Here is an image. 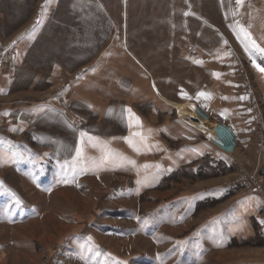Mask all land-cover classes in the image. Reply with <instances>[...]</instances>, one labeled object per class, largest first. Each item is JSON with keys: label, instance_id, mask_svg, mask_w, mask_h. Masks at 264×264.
<instances>
[{"label": "crops", "instance_id": "obj_1", "mask_svg": "<svg viewBox=\"0 0 264 264\" xmlns=\"http://www.w3.org/2000/svg\"><path fill=\"white\" fill-rule=\"evenodd\" d=\"M177 1L182 4L176 5L177 13L172 22L177 24L175 27L184 28L183 34L177 35L181 37L180 41L174 48L169 47V54L161 57L159 63L169 65L173 60L178 63L181 60L189 64V68L202 71L203 83L224 87L225 90L221 91L210 86L208 90H199L193 95L195 104L210 111L214 123L208 125L195 118L201 124L194 127L185 122L183 116L184 120L179 116L154 123L153 116L171 114V103L162 97L158 86L181 87L190 79L182 77L179 69H175L178 77H157L156 63L150 66V60L136 54L129 46L122 45V39L116 34L120 22H116L114 0H0V42L5 39L7 43L4 45L16 43L13 46L17 50L15 72L23 73L22 80L26 82L22 89L40 90L37 88L39 80L50 83L52 88L49 101L33 100L17 112L16 121L19 125L28 120V124L35 123L43 128L45 125L54 126L56 129L54 135L34 133V145L30 144L31 140L26 143L10 134H0V168L10 169L28 186L31 184L23 177L31 173L22 171L31 165L46 163L57 167V179L65 176L66 182L70 183L65 186L70 188H75L78 181L85 179H104L113 173L118 177L127 175L130 186L125 185L120 191L132 190L134 196H138L144 186H150L152 192L156 190L154 188L162 180L163 172L167 178L170 177L179 164L188 162V157L194 156L199 160L205 154L215 156L216 151L209 147L211 145L205 141V134L199 127L216 132L220 130L222 136L230 141L233 135L236 138L233 142L235 153L226 152L230 158L236 156L239 161L245 162L248 157L238 156L237 153L242 148L249 149L254 130L248 109L250 105L247 104L251 97L248 98L238 82V69L235 67L238 56L235 52L239 53L243 64L251 68L263 92L264 72L254 65L264 68V53L253 49L251 44L254 40L260 48H264L263 0H243L242 4H238L237 0ZM184 2L188 9L183 6ZM182 9L186 10L182 12ZM35 15L40 23L30 25ZM245 32L250 39L244 35ZM11 34L14 36L9 39ZM188 45L199 53L197 59L184 52ZM5 81L8 79L0 76V84ZM200 93L205 96H200ZM2 94H8V91L3 89ZM13 113L9 110L5 113L7 119L11 118L9 125L13 121ZM81 133L86 134L83 142ZM88 137L93 139L89 141ZM129 140L132 141L131 145ZM208 140L217 146L211 138ZM172 143H175V150L179 153H173ZM36 147H40V150ZM81 148L83 153L78 157L77 151ZM109 152L114 155L105 159ZM218 155L221 156L220 153ZM101 160L105 162L101 163ZM78 163L84 167L83 175L75 173L74 180L73 175L68 181L67 172ZM0 184H4L14 197L22 199L1 173ZM207 186L208 183H201L197 186L199 190L189 196L170 201H193L195 205L180 223L170 227L172 232L178 234L180 230L185 231L190 225H195L190 234L206 231L205 241L211 232L214 233L213 242L207 241L208 248L203 253L202 261L197 264H208L209 260H216L220 264H264V250L233 247V243L250 240L257 234L264 236V200L256 194H241L237 187L230 184ZM5 198L7 204H14L13 199ZM221 200L225 203L211 211L210 215L193 219L198 205L218 204ZM23 203V206H16L17 209L31 208L28 203ZM36 216L38 214L29 215L16 222L4 219L0 221V227H17ZM190 234H187L188 237L185 235L181 236L183 238L160 241L159 253L167 251L162 247L168 242H188L192 237ZM80 236L82 234L73 238L80 241ZM113 236L127 239L125 236ZM90 243L98 249L96 255L92 256L104 264L112 259L119 260L118 264H128L114 249L106 248L99 242L96 244L92 239ZM154 243H157L156 240ZM73 248H64L59 253L60 257H70L78 260V264H88L74 257ZM144 254L137 256L136 259L141 260L139 264L146 261ZM3 256L4 253H0V264H4Z\"/></svg>", "mask_w": 264, "mask_h": 264}, {"label": "rangeland", "instance_id": "obj_2", "mask_svg": "<svg viewBox=\"0 0 264 264\" xmlns=\"http://www.w3.org/2000/svg\"><path fill=\"white\" fill-rule=\"evenodd\" d=\"M177 2V0H114L116 22H120L116 34L120 40L122 39L123 46H129V48L136 51V54L150 60V66L156 63L157 77L161 75H164V77H169V75L173 78L178 77L176 71L179 69L182 77L190 79L189 83L185 82L181 87L158 86L162 97L171 103H167L171 114L167 116L168 114L159 113L158 116H153L155 118L154 123H162L168 119L179 118V116L182 118L183 116L185 120L182 119L194 127L199 126L200 121L208 125L214 123L211 121L213 118L210 111L193 102V95L196 91L208 90L211 86L206 82H202V71L198 72L193 68H189V64H184L181 60H179V63L173 60L172 63L169 62V65H160L159 63L161 57L169 54V47L174 48L180 41L181 37L177 35L183 34L182 30L184 28L179 29L175 27L177 24L172 22L174 14L177 13L178 7L176 5L182 4L180 1ZM183 6L187 7L185 2ZM182 10V12L185 11ZM187 11L191 12V10ZM36 15L31 19L30 25L36 24V21H38ZM12 36L14 34H11L8 38H13ZM1 42L0 76L4 80L8 79V81L0 84V134H10L28 143L31 140L30 144L34 145L32 142L34 133L47 132L54 135L56 129L54 126L45 125L43 128L38 127L35 123L28 124V120L19 125L16 121V115L19 110L34 102L33 100L35 102L49 101L52 98V88L49 86L50 83L39 80L37 83L39 87L37 88H40V90L28 89L24 91L22 87L26 82L22 80L23 73L15 72L14 61L17 50L13 46L16 43L4 45V43H7L5 39H1ZM187 47L192 46L188 45ZM184 52L187 56L190 55L187 51L184 50ZM235 55L238 56L235 58V67L238 69V82L242 84L248 98L252 97L247 104L258 102L259 99L260 109L264 113V106L262 105L264 91L261 90L262 86L257 82L251 68L243 64V59L239 53L235 52ZM198 78H200V81H197ZM148 79H150L149 76ZM211 88L225 90L220 84L211 86ZM3 89L8 91V94H2ZM155 97L157 98L156 95ZM7 110L14 111L11 116L13 118L11 125H9L11 118L7 119V116H5ZM143 112L145 111L143 110ZM193 113H195V116H193ZM199 130L205 134L203 138L211 145L209 147L216 151L215 156L205 154L199 160L195 159L194 156L188 157V160H186L188 164H179L170 173V177L167 178L163 172L162 180L154 188L156 190L152 192L150 186H144L138 196H134L132 190H126L123 193L120 191L123 186H130L127 175L118 177L113 173L106 175L105 177L108 178L104 179H85L81 182L78 181L75 188H70L65 186L70 184L66 182L65 176L57 179V167H53L51 163H46L41 166L31 165L29 169L22 171L31 173L30 176L23 177L31 184V186H28L20 177L14 175L10 169L0 168L4 180L17 190L23 199L14 197L12 192L8 191L9 189L3 184V190L0 191V221L8 219L16 222L26 216L38 214V216L32 217V220H28L25 224L17 227L6 228V226L1 225L0 250L2 249L4 253L3 263L78 264L76 259L63 258L59 255L64 248L72 246L74 248L71 251L75 253V258L84 260L88 264H104L100 259L92 256L96 255L98 249L92 246L91 239L96 244L99 242L106 248L114 249L120 258L126 259L128 264H139L141 260L136 258L144 253L147 259L142 264L200 263L203 259V253L209 245L207 241L213 242L212 236H214V233L209 234L207 241L204 239L206 231L190 234L191 228L195 225H190V228L185 231L180 230L178 234L173 233L170 227L180 223L192 211L191 209H194L195 205L193 201L178 203H176L177 201H170L185 195L189 196V194L199 190L197 186L204 182L208 183L207 187L214 185L228 186V184L235 181L239 169H243L247 173L255 172L263 184L262 189L264 191V154L259 155L258 153L259 147L257 144L259 141L255 134H253L249 144L250 150H244L243 148L240 151L238 150V156L245 155V157H248L247 162H244L239 161L236 156L230 158L229 153L226 152L229 151L233 154L236 149L233 144L236 138L231 135L230 131L232 141L227 137H223L220 130L216 132L203 127H199ZM208 138L217 143L218 147L213 145ZM172 146L174 148L173 153H179L175 150V143H172ZM36 149L40 150V147H36ZM217 153H220L221 156ZM74 168H70L67 172L69 174V177H66L69 179L68 181L72 179L70 177L75 173V175H83V166L78 163L74 165ZM236 187L239 193H244L240 187ZM40 193L46 196L49 195L46 197ZM5 197L13 199L14 204H7ZM23 202L31 205V208L20 207V210L17 209L16 206H23ZM224 203L225 201L221 200L218 204L198 205L193 219L199 220L205 214L210 215L211 211L216 210ZM33 222L36 223L33 224ZM30 228L32 229L29 230ZM105 233L110 235L107 236ZM80 234H82L80 241L73 238V236ZM111 234L125 236L127 239H119ZM187 234L192 236H190L188 242L180 240L177 243L168 242L162 247L166 248L167 251L159 253L161 250L160 241H170L171 238ZM71 239L73 240L70 242ZM154 240L159 245L154 243ZM233 247L235 249L260 248L264 250V236L257 234L250 240L233 243ZM118 262L120 261L112 259L107 264H118ZM208 264L220 263L216 260H209Z\"/></svg>", "mask_w": 264, "mask_h": 264}, {"label": "built area", "instance_id": "obj_3", "mask_svg": "<svg viewBox=\"0 0 264 264\" xmlns=\"http://www.w3.org/2000/svg\"><path fill=\"white\" fill-rule=\"evenodd\" d=\"M187 52L192 59L198 58V53H196L195 48L188 47ZM262 105L264 106L263 100ZM249 114H251L252 117L254 134L257 135L259 141L257 144L259 147L258 153L261 155L264 154V113L260 109L259 99L258 102L250 104ZM230 185L240 187L246 195L256 194L264 200L263 184L256 176L255 172L247 173L243 169H239L235 181Z\"/></svg>", "mask_w": 264, "mask_h": 264}, {"label": "snow or ice", "instance_id": "obj_4", "mask_svg": "<svg viewBox=\"0 0 264 264\" xmlns=\"http://www.w3.org/2000/svg\"><path fill=\"white\" fill-rule=\"evenodd\" d=\"M242 2H243V0H237V3H238V4H242ZM39 23H40V22L37 21V24H39ZM244 35L250 39V37L248 36V33L245 32ZM251 44H252L253 49H255L256 51H258V52H260V53H264V48H260L259 45H257L256 42H255L254 40L251 41ZM254 66L258 67V70H259V71L264 72V68L259 67V66H257V65H254ZM199 95H200V96H205L204 93H200ZM129 111H130V110H129ZM85 136H86L85 133H81V140H82V142H83V138H84ZM88 139H89V141H91L93 138H92V137H88ZM128 143L131 145V144H132V141L129 140ZM82 153H83V149L81 148L80 150L77 151V156H78V157H81V156H82ZM113 155H114V154H112V153H110V152H109V153H106V157H105V159L111 158ZM104 162H105L104 160H101V163H104ZM2 187H3V185L0 184V188H2ZM17 202H19V201H17ZM89 239H91V238H89Z\"/></svg>", "mask_w": 264, "mask_h": 264}]
</instances>
